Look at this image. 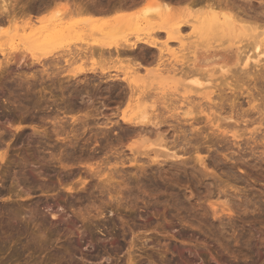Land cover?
I'll use <instances>...</instances> for the list:
<instances>
[{
  "label": "rangeland",
  "instance_id": "1",
  "mask_svg": "<svg viewBox=\"0 0 264 264\" xmlns=\"http://www.w3.org/2000/svg\"><path fill=\"white\" fill-rule=\"evenodd\" d=\"M42 1L0 0V7L15 11L26 5L35 11L49 9L46 14H57V19L64 15L58 21L62 37L43 40L32 50L41 51L42 63L27 57L31 68L26 71L37 75L33 87L13 91V82L0 81V153L6 156L0 160V264H127L129 258L135 264H264V51L257 57L260 62L236 64L239 52L244 57L264 50L262 44L252 47L256 31L264 29V0H45L50 1L48 8ZM99 5L110 11H89ZM119 8L127 15L117 22L104 15ZM209 11L221 21L236 19L234 28L220 25L218 35L211 28L214 33H206L211 40L193 32L194 19ZM246 21L258 30L245 28ZM3 25L0 35L10 36L1 35L0 46L8 54H19L20 25ZM179 25L183 31L178 39H169L165 30ZM143 38L155 45L141 43L136 52L115 49ZM91 45L98 50L89 49ZM224 56L230 58L225 69ZM46 68L49 72L42 71ZM80 70L86 73L69 80ZM11 71L9 75L21 69L13 66ZM138 94L147 97L142 102L130 98ZM124 110L136 116L145 111L151 123L145 129L126 124ZM86 113L91 116L88 128L76 123L80 137L74 139L72 133L64 140L72 121ZM230 113L236 123L224 118ZM143 129L146 133H137ZM236 131L242 135L234 140ZM141 135L146 143L162 140L171 152L185 155H162L154 162L138 145L144 143ZM135 146L143 153L138 162H129L137 153ZM185 149L190 153H183ZM30 185L29 194L25 191ZM70 186L84 187L85 193L70 192ZM51 212L59 214L58 219ZM16 219L26 220L27 226L14 224ZM81 235V248L71 247ZM35 238L42 243L31 241ZM103 248L108 252L101 259Z\"/></svg>",
  "mask_w": 264,
  "mask_h": 264
},
{
  "label": "bare ground",
  "instance_id": "2",
  "mask_svg": "<svg viewBox=\"0 0 264 264\" xmlns=\"http://www.w3.org/2000/svg\"><path fill=\"white\" fill-rule=\"evenodd\" d=\"M2 2H5V0H1ZM45 1V0H44ZM44 1H42L41 3L42 4H44L47 8H48V6H47V4H49L50 3V1H52V0H50V1H48V3L47 2H44ZM37 2V1H36ZM35 2V3H36ZM44 2V3H43ZM125 2H127V1H125ZM120 3V2H119ZM123 3V2H122ZM133 3V2H132ZM132 3H130V4H132ZM99 4H101V3H99ZM111 4V3H110ZM115 4H117L116 2H115ZM129 4V5H130ZM8 5V4H7ZM37 5V4H36ZM97 5V4H96ZM104 5V4H103ZM108 5V4H107ZM106 5V6H107ZM26 6V5H25ZM25 6H23L22 8L20 7V10H17V11H15L14 10V8H11L10 9V7L8 6H6L5 4L4 5H2L1 7H0V29H1V27H2V25L5 27V24H16V26L15 27H18L17 26V24L18 23H21V25L19 26V28H18V30L21 28V30L22 31H17V32H22V33H20L19 34V37L18 38H20L22 41H23V50L21 49V51L19 52V54H18V51L16 50V52L15 53H9L8 54V52H10V51H5V49L2 47V46H0V54L3 56V58H1L0 57V81L1 82H6L7 83V85H8V83L10 82H13L14 84H16L15 85V87L13 88V83H12V87H10V88H12V90L14 91V89H17V91H18V88L17 87H23V86H28L29 88L30 87H33V85H34V80H36L37 79V75L36 74H30L28 71H26V69L27 68H31L30 67V65L27 63V57H29V56H31L32 57V59H33V61H36V62H39V63H42V59L41 58H44V57H42L43 55L42 54H40V52H35V51H32L33 49H36L37 47H39L40 45V42L41 41H43V40H48V39H50V38H52V37H57V36H59V38L60 37H62L61 35V33L64 31V30H62L61 28H62V26H61V28H58L59 27V24L61 23H58V21H60L61 20V18L64 16V15H61V14H59L60 16H62L61 18H60V16H59V18L57 19L56 18V16L55 15H57V14H55V15H53V16H49L48 14H46L47 12L46 11H48V10H44V9H42V8H39L40 9V12H39V9L37 10V11H35L36 9H34L33 7L31 8V7H28L29 9H27V7H25ZM28 6V5H27ZM30 6V5H29ZM38 6V5H37ZM92 6V5H91ZM94 6V5H93ZM100 6V5H99ZM102 6V5H101ZM99 7V8H97V7H93V8H91L89 11H93V12H95V13H97V14H100L101 15V13H106L107 11H110V10H108V9H104V8H106V6H102V7ZM109 6V5H108ZM107 6V8H109ZM116 6V5H115ZM114 6V7H115ZM126 6V5H125ZM124 6V7H125ZM128 7V6H127ZM113 8V7H112ZM116 8V7H115ZM123 8V7H122ZM34 9V10H33ZM111 9V8H110ZM121 8H119V9H117V10H115L114 12H109V13H107V14H104L105 16H107L108 18L110 17L112 20H121V19H123L124 17H125V15H127V13L126 14H124L125 12L123 11V13H122V11L120 10ZM42 10H44V12L42 11ZM127 10V9H126ZM88 11V10H87ZM238 11V10H237ZM243 12V11H242ZM95 15V14H94ZM93 15V16H94ZM203 15V14H202ZM218 14H214L212 11H209V12H207L206 13V15H204V17H200V18H198L197 20H195L194 19V21H195V23H194V25H193V27L195 28V30L196 31H193V32H203V33H208L209 31L211 32V28H215L214 29V31H219L220 29H219V26L221 25V26H224V27H226V28H228V30H230L231 28L233 29L234 27V22L236 21V19H233L231 16H229L230 17V19L229 18H227L226 16H225V18H227L228 20H220L219 19V17H220V15H219V17L217 16ZM223 15V14H222ZM57 16V17H58ZM104 16V17H105ZM194 16V15H193ZM233 16V15H232ZM239 16V15H238ZM250 16V15H249ZM101 17V16H100ZM234 17V16H233ZM237 17V16H236ZM241 17V16H240ZM231 18H232V20H231ZM249 18V17H248ZM256 18V17H255ZM105 19V18H104ZM110 19V20H111ZM238 19V18H237ZM239 19H242V18H239ZM263 19V18H262ZM246 20V19H245ZM102 21V20H101ZM109 21V20H108ZM115 21H109L110 23V25L112 24V22H114L113 24L114 25H117V21L115 22ZM134 21V20H133ZM221 21V22H220ZM238 21V20H237ZM135 22V21H134ZM249 22V21H248ZM92 23V22H91ZM106 22H104V24H105ZM116 23V24H115ZM122 23V22H121ZM131 23V22H130ZM243 23H244V21H243ZM242 23V24H243ZM250 23V22H249ZM249 23H247V21H246V24H248V25H246L245 24V28H247L248 30H250V29H253V30H256L257 29V26L256 27H253V26H249ZM258 23V22H257ZM260 23V22H259ZM90 24V23H89ZM252 24V23H251ZM73 25V24H72ZM110 25H108V26H110ZM121 25V24H120ZM123 25V24H122ZM132 25V24H131ZM187 25V24H186ZM235 25H236V23H235ZM244 25V24H243ZM254 25V24H253ZM74 26V25H73ZM129 26V25H128ZM133 26H135V25H133ZM133 26H131L132 28H133ZM185 26V25H184ZM264 26V25H263ZM75 27V26H74ZM70 28V29H75V28ZM77 27V26H76ZM107 27V26H106ZM117 27H119V26H117ZM122 27V26H121ZM218 27V28H217ZM236 27V26H235ZM258 27H259V25H258ZM3 28V27H2ZM8 28V27H7ZM122 28H124V27H122ZM129 28V27H128ZM167 28V27H166ZM264 28V27H263ZM12 29H14V27L12 28ZM69 29V30H70ZM131 29V28H130ZM219 29V30H218ZM260 29V28H259ZM2 30H4V29H2ZM118 30V29H117ZM222 31H223V29H221ZM227 30V29H226ZM258 30V29H257ZM71 31V30H70ZM112 31V30H111ZM115 31H116V29H115ZM120 31V30H119ZM181 31H183L182 29H181V26L179 25V27H177L176 26V29L174 28V30L172 29V30H169L168 28L165 30V32L167 33V34H169V39H172V37H175V39L177 40L178 39V32H181ZM12 32V31H11ZM67 32V31H66ZM66 32H65V34H66ZM69 32V31H68ZM72 32V31H71ZM70 32V33H71ZM120 32H122V31H120ZM209 32V33H210ZM213 32V31H212ZM211 32V33H212ZM215 32V33H216ZM4 33V32H3ZM6 33V32H5ZM4 33V34H5ZM13 33V32H12ZM11 33V34H12ZM70 33H68V35L70 34ZM182 33V32H181ZM192 33V32H191ZM210 33V34H211ZM214 33V32H213ZM4 34L2 35L3 37H6V36H10V35H5L4 36ZM7 34V33H6ZM174 34H175V36H174ZM180 34V33H179ZM209 34V35H210ZM0 35V36H1ZM64 35V34H63ZM71 35V34H70ZM181 35V34H180ZM202 35V34H201ZM207 36H208V34H206ZM216 35H218V32H217V34ZM187 36V35H186ZM195 35H193V37H194ZM197 36V35H196ZM212 36V35H211ZM211 36L209 37V39L211 40L212 38H211ZM252 36H254L253 34H252ZM251 36V37H252ZM3 37H0V39L1 38H3ZM66 37V36H65ZM146 37V36H145ZM183 37V36H182ZM189 37V36H188ZM202 39H203V36H200ZM16 38V37H15ZM184 38H186V37H184ZM184 38H183V40H184ZM189 38H191V36L189 37ZM188 38V39H189ZM205 39H207L208 40V38H206V37H204ZM214 38V37H213ZM249 38H250V36H249ZM228 40H229V38H227ZM256 40V42H255V45H254V43H253V45L254 46H252V47H255V49H258L260 46H261V44L262 45H264V29H261V30H259V31H256V34H255V37H253V41L252 40H250V42L249 43H251V41L252 42H254L255 40ZM57 40V39H56ZM206 40V41H207ZM13 41V40H12ZM51 41H53V40H51ZM54 41H55V39H54ZM138 41V40H137ZM140 41V42H139ZM138 42H134V43H124L123 45H117L116 47H115V49H116V51L119 53H123V52H136V50H138V49H140L141 48V46H142V44L141 43H144V44H149L150 46H152V45H155V42L153 41H150V40H145V38H143V39H140ZM182 40H180V42H181ZM185 42H186V40H185ZM203 42V41H202ZM213 42V41H212ZM47 43V42H46ZM157 43V42H156ZM168 43V42H167ZM206 43H208V42H205V40H204V44L206 45V46H208V48L211 46L210 45V43H208L209 45H207ZM41 44H43V47H44V42L43 43H41ZM51 44H52V42H51ZM50 44V45H51ZM171 44V43H170ZM224 44V43H223ZM231 44V43H230ZM252 44V43H251ZM46 45V44H45ZM49 45V44H48ZM52 45H54V44H52ZM56 46H57V44H55ZM201 45H203V44H201ZM216 45V44H215ZM243 45V44H242ZM249 45V44H248ZM247 45V43L246 44H244V46H248ZM83 46V45H82ZM146 46V45H145ZM184 46V45H183ZM243 46V47H244ZM51 47V46H50ZM90 47H92L94 50H96L97 49V46H89V49H90ZM101 46H99L98 48H100ZM103 47V49H107V48H109V46L108 47H106L105 45L104 46H102ZM197 47V46H196ZM212 47V46H211ZM251 46H249V48H250ZM262 47V46H261ZM84 48H86L85 46H84ZM84 48H83V50H84ZM91 48V49H92ZM189 48V47H188ZM242 48V47H241ZM39 49V48H38ZM73 49V48H72ZM86 49H88V48H86ZM85 49V51H83L84 53L86 52V51H88V50H86ZM92 49V50H93ZM102 49V48H101ZM111 49V48H110ZM167 49H169V47L167 48ZM187 49V48H186ZM190 49V48H189ZM243 49H245V48H243ZM98 50V49H97ZM108 50V49H107ZM193 50V49H192ZM195 50V49H194ZM250 50H252L251 48H250ZM74 51H76V55H77V52L78 53H80L77 49L75 50L74 49ZM188 51V50H187ZM262 51H264V50H261V51H258L257 53H255V55H253V54H251V53H248V54H246V56H245V54H244V57L242 56V51L241 52H239V57L237 56V61H236V64H238V62L240 61H242L245 65L246 64H248L249 62H250V60H252V59H254L255 60V62H260V61H262V60H259L257 57L258 56H260V54H261V52ZM68 52H69V50H68ZM67 52V53H68ZM82 52V53H83ZM90 52V51H89ZM103 52V51H102ZM244 52V51H243ZM246 52V51H245ZM251 52V51H250ZM71 53H73L72 51H71ZM86 53H88V52H86ZM109 53V52H108ZM45 54V53H44ZM48 54V53H47ZM47 54H45V57H48L47 56ZM50 54V53H49ZM70 54V53H69ZM75 54H73L74 56H75ZM125 54V53H124ZM127 54V53H126ZM129 54V53H128ZM0 55V56H1ZM80 54H78V56H79ZM82 55V54H81ZM224 55V54H223ZM70 56V55H69ZM185 56H187L186 54H185ZM76 57V56H75ZM188 57V56H187ZM70 59V58H69ZM223 61L224 62H226L224 65H222V68H224L225 69V67H230V65H228L229 64V61H230V58L228 57V56H224L223 58ZM190 60V59H189ZM192 60V59H191ZM190 60V61H191ZM187 61H188V59H187ZM186 62V61H185ZM262 63V62H261ZM264 63V62H263ZM262 63V64H263ZM255 64H257V63H255ZM241 65V64H240ZM250 65V64H249ZM254 65V64H253ZM13 66H16V68L17 69H21V71H19V72H16L15 74H10L9 75V73H10V71H11V69L13 68ZM186 66V65H185ZM184 66V67H185ZM238 67V66H237ZM236 67V68H237ZM254 67V66H253ZM260 67H262V65L260 66ZM166 68V67H165ZM262 68H264V67H262ZM261 68V69H262ZM188 69V68H187ZM186 69V70H187ZM239 69H241V68H239ZM243 69V68H242ZM256 69V68H255ZM260 69V70H261ZM192 70V69H191ZM204 70V69H203ZM233 70V69H232ZM244 70V72L246 71V69H243ZM258 70H259V68H258ZM43 72H46V71H48L47 70V68L46 69H44V70H42ZM231 71V70H230ZM12 72V71H11ZM15 72V71H14ZM42 72V73H43ZM49 72V71H48ZM90 72V71H89ZM231 72H233V71H231ZM230 72V73H231ZM240 72V71H239ZM247 72V71H246ZM245 72V73H246ZM256 71H254V73H255ZM261 72H262V70H261ZM84 73H86V70H80V71H75L74 73H72L70 76H68V78H69V80L73 77V78H78L80 75H82V74H84ZM235 73H238V72H235ZM243 73V72H242ZM258 73V72H257ZM30 74V75H29ZM46 74V73H45ZM49 75L51 74V73H48ZM178 74V73H177ZM233 74V73H232ZM248 74H250L249 72H248ZM48 75V76H49ZM52 75V74H51ZM195 75V74H194ZM234 75V74H233ZM237 76H239L238 74H236ZM236 75H235V77H236ZM244 75V74H243ZM246 75H247V73H246ZM226 76V75H225ZM248 76H250V75H248ZM254 76V75H253ZM44 78V77H43ZM64 78V77H63ZM113 78H115V77H113ZM227 78H229V77H227ZM12 79V80H11ZM246 79V78H245ZM80 80V79H79ZM112 80H115V79H112ZM214 80V79H213ZM191 81V80H190ZM212 82H214V81H212ZM11 85V84H10ZM210 86H212V85H210ZM220 86H221V84H220ZM194 87V86H193ZM209 87V86H208ZM229 88V87H228ZM232 89V88H231ZM234 89V88H233ZM20 90V89H19ZM147 92V91H146ZM127 94V93H126ZM218 94H219V92H218ZM231 94H232V92H231ZM234 94V93H233ZM243 94V93H242ZM252 94V93H251ZM250 94V95H251ZM139 95V94H138ZM131 95V97L130 98H132V97H135V99H137V100H139V101H141V98H145V97H147V94H143V95ZM153 95V94H152ZM214 96V95H213ZM212 96V97H213ZM168 97V96H167ZM222 97V96H221ZM134 99V98H133ZM134 99V100H135ZM217 99V98H216ZM215 99V100H216ZM236 99V98H235ZM254 99V98H253ZM252 99V100H253ZM144 100V99H143ZM166 100V99H165ZM234 100V99H233ZM252 100H250V102L252 103ZM212 101H214V100H212ZM130 102H132V101H130ZM133 102H138V101H133ZM142 102V101H141ZM144 102V101H143ZM193 102V101H192ZM215 102V101H214ZM249 102V101H248ZM220 103V102H219ZM140 104V103H139ZM142 104V103H141ZM131 105V104H130ZM133 105V104H132ZM165 105V104H164ZM169 105V104H168ZM215 105V104H214ZM233 105V104H232ZM252 105V104H251ZM134 107L136 106V105H133ZM133 106H132V108L130 107L129 108V110H130V112H133ZM253 107H257V106H259V105H254V100H253V105H252ZM137 107H138V105H137ZM198 107V106H197ZM221 107V106H220ZM225 107V106H224ZM252 107V108H253ZM140 108V107H139ZM168 108H170V107H168ZM258 108V107H257ZM78 109V108H77ZM235 109V108H234ZM79 110V109H78ZM223 110V109H222ZM127 110H124L123 112H122V119L125 121V123L127 124V123H130V124H134L135 126L137 125V126H144V125H147V124H149V123H151L150 122V118H149V116L146 114V112L144 111H142L141 113L139 112V114H137V116L136 115H134V113H132V115H131V113L130 112H126ZM230 111H232V113H233V108H231V110ZM237 111V110H236ZM64 112V111H63ZM189 112H192V111H189ZM186 113V112H185ZM199 113V112H198ZM225 113V112H224ZM227 113V112H226ZM220 114V113H219ZM231 114V113H230ZM234 114V113H233ZM185 115H188V114H185ZM189 115H191V113L189 114ZM235 115H237V113L235 112ZM235 115H229V116H226V117H224L225 119H234L235 120ZM195 116V115H194ZM216 117H217V115H215ZM238 116H239V114H238ZM238 116H236V117H238ZM219 117V116H218ZM91 118V116L88 114V113H86L84 116H83V118H79V117H77V118H75L72 122V129L68 132V136H62V132L61 131H59V129L57 130L58 132H57V136L58 137H63V139L64 140H66V139H71V137L69 136V134H72L73 133V137H74V139H75V137H77V135H78V137H80L79 135V133H77L78 131H77V127H75V125H76V123H83L87 128H88V121H90L89 119ZM239 118V117H238ZM264 118V117H263ZM193 119V118H192ZM219 119V118H218ZM112 120V118L110 119V122H113V121H111ZM216 120V119H215ZM222 120V119H221ZM243 120V119H242ZM246 120V119H245ZM240 121V120H239ZM238 121V122H239ZM237 122V119L235 120V123ZM117 123V122H116ZM191 123V122H190ZM214 123V122H213ZM222 123H223V120H222ZM64 124V123H63ZM98 124V123H97ZM97 124H96V126H97ZM106 124H107V122H106ZM153 124H155V123H153ZM227 124H229V123H227ZM226 124V125H227ZM233 125H234V123H232ZM249 124V123H248ZM262 124V123H261ZM67 125V124H66ZM78 125V124H77ZM84 125H83V128H85L84 127ZM156 125V124H155ZM154 125V126H155ZM219 125H221V123H219ZM223 125V124H222ZM225 125V126H226ZM82 126V125H81ZM99 126V125H98ZM106 127H107V125H105ZM230 126H231V124H230ZM104 127V126H103ZM141 127V128H142ZM233 127H235V126H233ZM86 128V129H87ZM97 128H99V127H97ZM102 128V127H101ZM144 129L146 128V127H143ZM228 128V127H227ZM242 128V127H241ZM143 129V130H144ZM149 129V128H148ZM240 129V128H239ZM65 129H63V131H64ZM141 131V130H139L137 133L138 134H143V132H145V130L144 131ZM53 131V130H52ZM84 131V130H83ZM147 131V130H146ZM152 131V130H151ZM237 131H239V130H237ZM233 132V134H232V137L233 138H235L234 140H236L237 138H239L242 134H238V132ZM257 131H259V130H257ZM54 132V131H53ZM64 132H67V130H65ZM135 132V131H134ZM216 132H217V130H216ZM253 132V131H252ZM133 133V132H132ZM136 133V134H137ZM146 133V132H145ZM144 133V134H145ZM243 133V132H242ZM137 134V135H138ZM225 135V134H224ZM44 136V135H43ZM97 136V135H96ZM142 136V135H141ZM144 136V135H143ZM142 136V137H143ZM77 137V138H78ZM141 137V138H142ZM146 137V136H145ZM256 137V136H255ZM144 138V137H143ZM210 138V137H209ZM149 139V138H148ZM162 139V138H161ZM166 139V138H165ZM251 139V138H250ZM232 140V139H231ZM234 140H233V142H234ZM141 141H143L144 143L142 144L141 142V144H138L139 145V147L142 145V148H144L143 149V151H144V153H146L145 155L146 156H148L152 161H154V162H156V161H158L159 160V158L160 157H162V155H165V156H172V157H174V159H175V157H180L181 155H185V154H179L178 153V151H173L172 150V152H171V149L166 145V144H163V143H161V141L162 140H160V141H158V142H160V143H146V141H147V139L146 138H144V140H141ZM218 141V140H217ZM238 141V140H237ZM73 142V141H72ZM166 142V141H165ZM226 142V141H225ZM239 142V141H238ZM237 142V143H238ZM89 143V142H88ZM189 143H191V142H189ZM236 143V142H235ZM234 143V144H235ZM2 144V143H1ZM85 144V143H84ZM188 144V143H187ZM3 145V144H2ZM236 145V144H235ZM72 146V145H71ZM153 146H156V147H153ZM3 147V146H2ZM70 147V146H69ZM136 147V146H135ZM135 147H133V148H135ZM138 147V146H137ZM135 148V150H137V153H135L134 154V157H130L131 159H129V162L130 161H139L140 160V158L139 157H141V156H139V155H141L143 152L139 149L138 150V148ZM85 148H87V147H85ZM176 148V147H175ZM0 149H1V147H0ZM132 149V148H131ZM173 149V148H172ZM83 151V150H82ZM152 151V154L150 153ZM170 151V152H169ZM62 152V151H61ZM72 152V151H71ZM183 153H190L189 151H188V149L186 150L185 149V151L183 152ZM193 154V153H192ZM73 155V154H72ZM202 155V154H201ZM61 156H62V154H61ZM60 156V157H61ZM191 156V155H190ZM6 157V156H5ZM4 155L2 154V153H0V160H4ZM59 157V159L61 160V158ZM192 157H193V155H192ZM191 157V158H192ZM198 157V156H197ZM144 158V157H143ZM124 160V159H123ZM123 160H122V162H123ZM142 161H143V159H141ZM124 162H125V160H124ZM123 162V163H124ZM199 162L204 166V165H206V163H205V159L202 157V156H199ZM136 163V162H135ZM158 163V162H157ZM64 164V163H63ZM207 166V165H206ZM206 166H204V167H206ZM26 170V169H25ZM90 171V170H89ZM95 172V171H94ZM93 172V173H94ZM95 175V174H94ZM100 175V174H99ZM26 176V175H25ZM29 176V175H28ZM30 176H32V175H30ZM30 179V178H29ZM31 179H32V177H31ZM34 179V178H33ZM107 180H111L110 178L108 179V178H106ZM106 179H104L105 180V182L107 181ZM24 181V180H23ZM26 181V180H25ZM101 181V180H100ZM27 182V181H26ZM84 182V181H83ZM104 182V181H103ZM104 182V183H105ZM108 182V181H107ZM106 182V183H107ZM79 183H81V181L79 182ZM110 183V182H109ZM23 184V183H22ZM24 185V184H23ZM80 185V184H79ZM28 185H26V187H27ZM84 186V185H83ZM100 186V185H99ZM107 186H109L108 184L106 185L105 184V187H107ZM82 187V186H81ZM23 188V187H22ZM103 188V187H102ZM30 189H31V185H30V187H28L27 188V190L25 191L26 193H29L30 194ZM51 189V188H50ZM11 190V189H10ZM43 190V192H45V193H48L50 190L49 189H47L46 190V188L44 189H42ZM67 190L68 191H70V192H84L85 193V188L83 187V189L82 188H77V187H73V186H70V187H68L67 188ZM12 191V190H11ZM65 198V197H64ZM68 198V197H67ZM67 198H65V199H62V200H64V201H66L67 203H68V199ZM57 199H60V198H57ZM63 201V202H64ZM70 201V200H69ZM43 202L44 201H42V203L40 202V203H38L39 205H41V204H43ZM45 202L47 203L46 204V206H44L45 208H47L48 210H50V208H51V206H50V204H49V200H45ZM61 202V201H60ZM60 204V203H59ZM64 204V203H63ZM45 205V204H44ZM73 205H74V203L72 202V201H70V204L68 205V206H70V207H73ZM36 207V206H35ZM34 207V208H35ZM40 207V206H39ZM60 207H64V205H62V204H60ZM59 207V208H60ZM69 207V208H70ZM33 208V209H34ZM33 209H31L30 211V213H31V215H33L34 214V210ZM36 209V208H35ZM64 209V208H63ZM81 209V208H80ZM79 209V210H80ZM21 211V210H20ZM73 211H77L76 209H74L73 208ZM32 212H33V214H32ZM40 212V211H39ZM45 212V211H44ZM79 213H81L80 211H78ZM77 212V213H78ZM10 213V212H9ZM14 213V212H13ZM37 213V212H36ZM83 213V212H82ZM16 214V213H15ZM51 214H52V217L54 218V219H58L57 218V216L59 215H57L55 212H51ZM17 215V214H16ZM38 215V214H37ZM79 215V214H78ZM82 216V215H81ZM34 217H36V216H34ZM14 218V217H13ZM30 218H32V216H30ZM84 219V218H83ZM31 220V219H30ZM34 220V219H33ZM44 220V219H43ZM43 220H41V221H43ZM46 220H47V218H46ZM9 221V220H8ZM16 221H17V223H15V221H13L12 220V222L14 223V224H18V219H16ZM23 221H26V220H23ZM23 221H19V224H20V227H26L27 225H26V223H24ZM38 221V220H37ZM61 222V221H60ZM68 223V222H67ZM6 224V223H5ZM28 224H29V220H28ZM38 224V223H37ZM40 224V223H39ZM42 224V223H41ZM84 224V223H83ZM69 225H71L70 223H69ZM68 225V226H69ZM82 225V224H81ZM6 226V225H5ZM40 226V225H39ZM13 227V226H12ZM18 227H19V225H18ZM38 227V226H37ZM42 226H40V227H38V228H40V229H42L41 228ZM83 228V227H82ZM88 228V227H87ZM86 228V229H87ZM8 229V228H7ZM15 229V228H14ZM20 229V228H19ZM18 229V230H19ZM26 229V228H25ZM28 229V228H27ZM30 229V228H29ZM28 229V230H29ZM57 229H59L60 230V228L58 227V225H57ZM84 229V228H83ZM83 229H81L80 228V232H84L83 231ZM17 230V229H16ZM23 230V229H22ZM31 230V229H30ZM38 230V229H37ZM59 230H56V231H59ZM88 231V230H87ZM29 232V231H28ZM35 232V231H34ZM43 232V231H42ZM79 232V233H80ZM30 233V232H29ZM40 233V232H39ZM89 233V232H88ZM92 233V232H91ZM25 234V233H24ZM31 234V237H32V234L33 233H30ZM43 234V233H42ZM82 234V233H81ZM90 234V233H89ZM34 236H35V233H34ZM33 236V237H34ZM37 236V235H36ZM29 237V236H28ZM31 237H29V238H31ZM40 237V236H39ZM89 237V236H88ZM93 237V236H92ZM41 238V237H40ZM91 238V237H90ZM28 240V239H27ZM34 240H38V239H31V241H34ZM34 242H36V243H40V242H37V241H34ZM42 243V242H41ZM82 243H83V236L81 235V236H79V237H75L71 242H70V246L71 247H73V248H76V249H80L81 248V246H82ZM29 244V243H28ZM35 244V243H34ZM33 244V245H34ZM31 245V244H30ZM36 247V246H35ZM25 248H26V246H25ZM104 250V252H102L103 254H102V256H101V254H100V256H101V259H104V257L106 256V254L105 253H107L108 251L105 249V248H103ZM104 254H105V256H104ZM108 254H110V253H108ZM107 254V255H108ZM97 255V254H96ZM112 256V255H111ZM98 257V256H97ZM109 260L110 259V256H108V257H106V260ZM130 259V261L129 262H127V264H135V262H133V259H131V258H129ZM102 261V260H101ZM124 262V261H123ZM103 263V262H102ZM113 264V263H112ZM115 264V263H114ZM117 264H118V262H117ZM120 264H122V263H120Z\"/></svg>",
  "mask_w": 264,
  "mask_h": 264
}]
</instances>
